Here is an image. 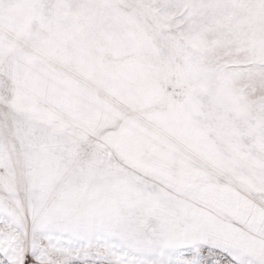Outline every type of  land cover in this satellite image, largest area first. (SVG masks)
Instances as JSON below:
<instances>
[{
  "label": "snow or ice",
  "instance_id": "obj_1",
  "mask_svg": "<svg viewBox=\"0 0 264 264\" xmlns=\"http://www.w3.org/2000/svg\"><path fill=\"white\" fill-rule=\"evenodd\" d=\"M0 264H264V0H0Z\"/></svg>",
  "mask_w": 264,
  "mask_h": 264
}]
</instances>
